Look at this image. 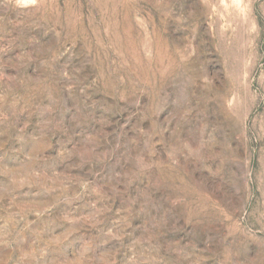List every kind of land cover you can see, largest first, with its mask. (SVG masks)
Segmentation results:
<instances>
[{"label":"rangeland","instance_id":"374dc122","mask_svg":"<svg viewBox=\"0 0 264 264\" xmlns=\"http://www.w3.org/2000/svg\"><path fill=\"white\" fill-rule=\"evenodd\" d=\"M0 264H264V0H0Z\"/></svg>","mask_w":264,"mask_h":264}]
</instances>
